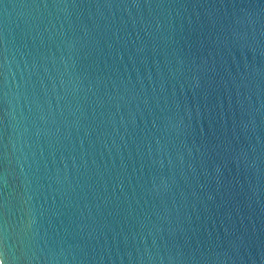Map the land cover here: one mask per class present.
Wrapping results in <instances>:
<instances>
[{
	"label": "water",
	"instance_id": "water-1",
	"mask_svg": "<svg viewBox=\"0 0 264 264\" xmlns=\"http://www.w3.org/2000/svg\"><path fill=\"white\" fill-rule=\"evenodd\" d=\"M0 264H264V0H0Z\"/></svg>",
	"mask_w": 264,
	"mask_h": 264
}]
</instances>
